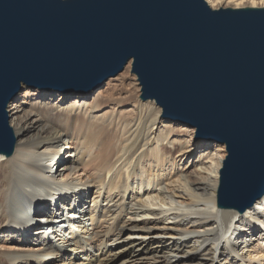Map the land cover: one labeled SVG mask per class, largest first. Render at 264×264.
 Wrapping results in <instances>:
<instances>
[{"label":"bare ground","instance_id":"obj_1","mask_svg":"<svg viewBox=\"0 0 264 264\" xmlns=\"http://www.w3.org/2000/svg\"><path fill=\"white\" fill-rule=\"evenodd\" d=\"M22 89L7 107L13 151L0 154V264H264V194L242 212L221 205L226 154L199 153L193 172L181 169L196 150L156 100L116 111L132 99L95 90L66 105L70 95L43 89L58 101L17 103Z\"/></svg>","mask_w":264,"mask_h":264},{"label":"water","instance_id":"obj_2","mask_svg":"<svg viewBox=\"0 0 264 264\" xmlns=\"http://www.w3.org/2000/svg\"><path fill=\"white\" fill-rule=\"evenodd\" d=\"M132 61L143 100L224 144L219 203L264 194V9L205 0H0V154L13 151L7 107L22 86L102 88Z\"/></svg>","mask_w":264,"mask_h":264},{"label":"rangeland","instance_id":"obj_3","mask_svg":"<svg viewBox=\"0 0 264 264\" xmlns=\"http://www.w3.org/2000/svg\"><path fill=\"white\" fill-rule=\"evenodd\" d=\"M122 77V78H120ZM119 79V80H118ZM43 89L40 88H34V87H29V89H22V93L20 95V97L17 100V103H21V102H27V103H31V102H36V101H52V102H57V96L44 99L45 96H43V92H46V90H44L42 92ZM41 91V92H40ZM97 93L100 95V98L102 99H107V98H130L131 103L125 104V106H117L115 108V110L117 111H121L122 109L124 111H129L132 109V104H134L135 100L141 97V87L139 85L138 82V77L132 73V64L131 62L125 67L124 71L119 74L118 76L111 78L102 88H99L98 90H96ZM21 92V91H20ZM94 92V91H93ZM92 93V92H91ZM90 94V93H89ZM66 95H70L69 98L67 100H63V101H58V103H66V105L73 103V100L76 99V97L78 96L79 99L78 100H87L85 97V94L83 93H78V92H70V93H66ZM19 96V95H18ZM127 97V98H126ZM134 100V101H133ZM9 106V104H8ZM130 106V107H129ZM124 107V108H123ZM130 108V109H129ZM114 109V105L111 102L110 104H107L106 106H103L102 108V112H107L108 110H113ZM127 109V110H126ZM103 112V113H104ZM166 120H170L171 119H163L162 118V122L166 121ZM173 123L175 124L174 126L176 127V129L182 130L181 133H179V139H177L180 142H189L190 144H188L189 147H192L193 149H195L196 151L194 153H196L192 159H190V156H185L183 157L182 161L179 162L180 158L177 160V164L179 165V167L181 169H183L184 171H189V172H193L195 169V167L193 166L196 161L199 158V153H207L213 150H216V152L218 154H226L225 158L227 157V152H226V148L224 146L221 147V144L216 143V142H212L211 143V147L208 149V146L205 147V143L204 140L202 139H195V133H193L192 136V131L193 128L186 123H181L178 121H174L172 120ZM160 127L162 126V123H160L159 125ZM191 137V138H190ZM166 146V143H165ZM223 146V145H222ZM167 147H170V145H167ZM178 150L181 151V144L178 146ZM198 154V156H196ZM175 157H177L175 155ZM187 157V158H186ZM198 157V158H196ZM197 160H196V159ZM195 159V160H194ZM191 160V161H190ZM191 162L190 164L187 162ZM176 165V164H175ZM178 165L176 167H178ZM169 167L172 166H167L166 171L169 170ZM143 264V262H136L135 264Z\"/></svg>","mask_w":264,"mask_h":264}]
</instances>
